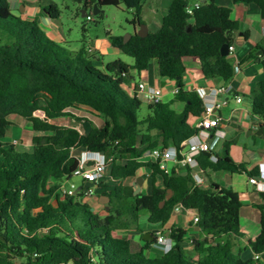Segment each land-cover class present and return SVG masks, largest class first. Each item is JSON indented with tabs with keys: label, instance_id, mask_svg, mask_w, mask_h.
<instances>
[{
	"label": "trees",
	"instance_id": "16d2710c",
	"mask_svg": "<svg viewBox=\"0 0 264 264\" xmlns=\"http://www.w3.org/2000/svg\"><path fill=\"white\" fill-rule=\"evenodd\" d=\"M70 1L87 15L97 6L100 17L106 7L124 6L132 12L129 24L144 25L141 11L145 0ZM190 1L173 0L161 28L146 37L135 33L124 42L122 36L107 32L112 46L134 63L116 60L100 69L84 45L85 26L83 46L72 49L48 37L36 20L15 15L10 0H0V264H259L256 258L244 260L233 250L244 237L237 193L214 182L208 187L199 185L191 170L180 175L175 169L162 170L158 160L142 161L159 147L180 149L197 131L189 119L205 112L199 93L184 90L185 58H198L209 80L228 81L235 72L230 55H221L223 45L233 46V35L239 28L231 18V9L213 0H196L199 6L190 15ZM231 1L234 5L257 6L264 19V0ZM43 11L54 20L61 16L54 4ZM256 49L264 51L261 45ZM153 60L159 75L176 83L173 103L183 104L180 113L171 108L172 104H145L122 88L131 71L145 72ZM248 98L253 115L262 121L264 135V80ZM79 106L89 108L103 126L91 123V131L82 134L76 127L49 122L64 116L82 121L67 111ZM10 115L31 123L32 152H17L13 145L2 142ZM79 149L113 156L110 175L120 183L148 168L150 192L127 193L120 184L106 195L110 198L106 216L93 211L83 201L81 191L74 196L63 195L62 187L74 179L79 166L74 154ZM229 150L230 143H225L221 153L200 154V172L245 171L250 178L258 175V170L248 172L237 165ZM212 155L217 156V162L211 161ZM158 177L163 188L156 186ZM169 191L172 195L167 198ZM261 195V233L249 242L257 257L264 253V192ZM178 205L196 211L198 222L190 225L203 238H189L184 228L172 227V249L152 258L147 252L155 239L144 240L142 249L133 252L127 236H116L138 230L143 219L150 225L164 226ZM186 241H191L190 248Z\"/></svg>",
	"mask_w": 264,
	"mask_h": 264
},
{
	"label": "crops",
	"instance_id": "0c3cea01",
	"mask_svg": "<svg viewBox=\"0 0 264 264\" xmlns=\"http://www.w3.org/2000/svg\"><path fill=\"white\" fill-rule=\"evenodd\" d=\"M12 11L17 12L23 20H36L43 31L52 40L69 45L67 35L65 33L64 24L61 17L57 20L52 19L45 11L44 7L54 4L52 0H10ZM173 0H145L141 11V17L144 25L147 26L148 33H156L162 26L163 18L167 14L169 7ZM217 5L229 7L231 9V18L238 23V31L234 33V51L229 52L235 64V72L233 77L228 81L222 79L209 80L203 75L201 63L198 58L187 57L184 59L186 67V74L183 78V85L185 91H196L199 94L205 93L208 100H226L227 104L218 110L217 114L222 118L225 125L223 129V137L219 138L212 151L221 153L225 143H230L229 155L230 158L237 164L242 166L246 171L251 172L258 170V175L253 177L264 183V135H259L262 128V121L253 115L251 102L248 98L256 85L264 80L263 68V54L264 51L256 49L258 45L264 48V19L261 17L260 10L255 5H234L231 0H213ZM196 0H191L190 5L196 4ZM81 13V11H79ZM131 12V11H130ZM132 13V12H131ZM87 17V16H86ZM89 22V21H88ZM95 25L96 22L93 21ZM86 27V26H85ZM139 30V26H134V31L131 36ZM83 34V32H82ZM114 36L113 34H111ZM89 54L95 56L94 65L104 69L106 64L121 60L128 65H133L134 61L122 51L114 48L109 37L99 38L95 40L89 37L86 28V39L80 41ZM72 48V46H70ZM78 49V48H76ZM249 56H251L249 58ZM134 75L139 77L138 81L134 79ZM144 82L149 86L159 88L162 91V103L172 104L171 108L180 113L183 110V104L173 103L175 99V88L177 85L174 81L161 77L158 73V65L156 60H153L147 71L137 73L131 71L130 76L124 82L122 88L129 96H136L141 100L138 90V84ZM225 88L224 93L214 95V92ZM215 97V98H214ZM237 97H242V102L236 101ZM142 101V100H141ZM78 111L85 114H79L71 108L67 111L82 119L76 122L71 116H64L57 119L49 120L50 123L58 126L76 127L82 134H87L91 131V123L97 127L103 126V121L93 113L89 108L79 106ZM38 115V114H37ZM196 117H191L189 123L194 126L197 123ZM7 133L3 139L4 144L13 145L17 152H32L34 131L30 122L18 115H10L6 118ZM261 123V126L260 124ZM11 133V135H9ZM9 136V138H7ZM84 150H76L74 154L78 158L82 155ZM107 158L113 159V156L106 155ZM217 157V156H216ZM2 155L0 154V161ZM151 157L146 155L142 161L149 162ZM170 169H175L178 174L185 175L188 170L192 173L198 172L203 179L204 187H208L210 182L221 186L222 188L232 190L238 194L241 208H240V230L244 237L240 238L237 245L233 246L236 254H239L244 260L255 259L256 255L249 245L250 241L255 239L261 233V211L258 206L262 205V193L260 190L250 182L249 175L245 172L230 173V172H200L198 169H190L174 162L168 163ZM151 171L143 167L136 177L127 179L120 183L112 179L110 175V166L107 168L102 180L91 188L93 193L91 195H84L83 201L91 206L93 211L106 216L110 209V200L106 198L107 194L113 192L120 184L124 187V191L133 193L137 190L141 194L146 195L151 189ZM76 179V178H74ZM74 179L72 181H74ZM80 182H75L79 189L84 186V181L78 178ZM156 186L163 188V180L161 177L157 178ZM175 208L170 220L164 226L150 225L146 219H143L139 225L138 230L130 231L128 233H116L117 237L127 236L131 240V249L133 252H138L144 246V235L147 233L154 234L157 229H161L165 234H169L172 227L184 228L187 230V237L201 239L204 235L195 227L193 219L197 213L192 209H184L180 205ZM185 246L191 247V241H186ZM161 250L155 244L152 249L147 252L149 257H155ZM259 264H264V253L258 257Z\"/></svg>",
	"mask_w": 264,
	"mask_h": 264
},
{
	"label": "built area",
	"instance_id": "2783aa9c",
	"mask_svg": "<svg viewBox=\"0 0 264 264\" xmlns=\"http://www.w3.org/2000/svg\"><path fill=\"white\" fill-rule=\"evenodd\" d=\"M199 3L190 5L187 8L188 14L192 15L193 9L198 7ZM87 21H93V14L87 15ZM234 46H230L229 52L233 53ZM264 59V54L262 55ZM138 90L143 103L152 105L162 103L163 94L161 89L149 86L144 82L138 84ZM225 88H221L214 92V95L224 93ZM175 94L178 92V88H175ZM200 97L204 103L205 112L202 116L196 117L197 123L194 124V128L197 130L192 136L184 141L180 149L174 146L169 147L166 150H162L160 147L154 149L149 153L151 159L158 160L160 162V168L166 172H170L171 169L168 165L169 162L180 164L190 169H198L199 164L197 157L204 152H211L219 138L223 137V129L225 125L222 118L217 114L218 110L227 104L226 100H208L205 93H200ZM215 98V97H214ZM238 103L242 102V97H237ZM215 155L211 156L212 162H217ZM111 159L107 158L104 153L83 151L79 157V166L74 171L73 178H81L84 181V186L79 189L78 185L74 181H69V186L62 187V194L65 196H74L78 192H82L84 195H91L93 189L91 186L98 184L107 168L110 166ZM194 180L197 184L204 186L203 179L198 172L192 173ZM250 182L260 190H264V183L256 178H251ZM178 208V207H176ZM194 223L198 222V218L193 219ZM155 246L163 253H168L173 246L172 239L169 234H165L163 230L157 229L154 233ZM256 259L258 257L256 256Z\"/></svg>",
	"mask_w": 264,
	"mask_h": 264
},
{
	"label": "rangeland",
	"instance_id": "374dc122",
	"mask_svg": "<svg viewBox=\"0 0 264 264\" xmlns=\"http://www.w3.org/2000/svg\"><path fill=\"white\" fill-rule=\"evenodd\" d=\"M61 11V19L64 24L67 40L72 49H80L82 47L81 40L83 39L82 28L86 26L89 37L95 40L96 37L105 38L106 33L109 32L114 36H122L126 38L134 31V26L128 23V20L132 19V13L128 11L124 6L106 7L103 10L102 16H94V21L98 22L97 25L94 22H88L86 17H83L79 12V5L70 0H52ZM15 15L17 12L13 11ZM101 69V68H100ZM134 79L138 81L139 77L134 75ZM80 108L74 109L79 114H85L79 112ZM11 135V133H9ZM9 138V136H7ZM75 182H80L78 178L74 179ZM70 182L66 185L69 186ZM132 192V191H131ZM138 193H141L138 192ZM154 257V256H153ZM152 257V258H153Z\"/></svg>",
	"mask_w": 264,
	"mask_h": 264
},
{
	"label": "water",
	"instance_id": "95a60500",
	"mask_svg": "<svg viewBox=\"0 0 264 264\" xmlns=\"http://www.w3.org/2000/svg\"><path fill=\"white\" fill-rule=\"evenodd\" d=\"M202 2H205V0H202ZM94 9L95 10L93 12V15L94 16L99 15L100 11L97 10V6H94ZM81 14L83 17L87 16V13L84 10L81 11ZM136 34L139 35L140 37H146L149 34L147 26L146 25L140 26L139 30L136 32ZM130 37H131V35H128L126 38H124V42H127L130 39ZM229 48H230V46L228 44L223 45V47L221 48V55L222 56H228L229 55ZM45 120L48 121L47 118H45ZM259 124L261 126V123H259ZM262 133H263V130L261 129L259 132V135H261ZM138 192H139V190L135 191L134 194L136 195V194H138ZM171 195H172V192L169 191L167 198H170ZM106 198L108 199V201L110 200L109 197H106ZM163 205H164V202L161 203V206H163ZM143 238L146 241H153L154 240V237H151L150 233L145 234Z\"/></svg>",
	"mask_w": 264,
	"mask_h": 264
}]
</instances>
